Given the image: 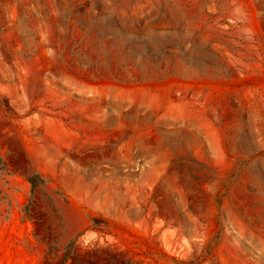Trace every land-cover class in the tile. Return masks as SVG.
Masks as SVG:
<instances>
[{
    "label": "rangeland",
    "instance_id": "rangeland-1",
    "mask_svg": "<svg viewBox=\"0 0 264 264\" xmlns=\"http://www.w3.org/2000/svg\"><path fill=\"white\" fill-rule=\"evenodd\" d=\"M0 264H264V0H0Z\"/></svg>",
    "mask_w": 264,
    "mask_h": 264
},
{
    "label": "trees",
    "instance_id": "trees-1",
    "mask_svg": "<svg viewBox=\"0 0 264 264\" xmlns=\"http://www.w3.org/2000/svg\"><path fill=\"white\" fill-rule=\"evenodd\" d=\"M38 176H30L29 181L32 183V188H35L39 182L36 181Z\"/></svg>",
    "mask_w": 264,
    "mask_h": 264
}]
</instances>
